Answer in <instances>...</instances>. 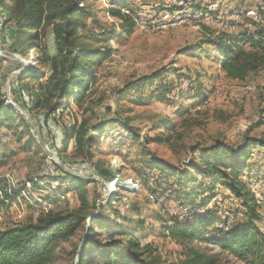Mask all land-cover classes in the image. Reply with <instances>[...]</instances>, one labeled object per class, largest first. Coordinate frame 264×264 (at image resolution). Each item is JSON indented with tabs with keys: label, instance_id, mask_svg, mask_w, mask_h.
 Masks as SVG:
<instances>
[{
	"label": "rangeland",
	"instance_id": "1",
	"mask_svg": "<svg viewBox=\"0 0 264 264\" xmlns=\"http://www.w3.org/2000/svg\"><path fill=\"white\" fill-rule=\"evenodd\" d=\"M112 3L85 0L80 5L86 7L90 16L81 21L84 28L77 33L78 43L110 49L111 53L100 67H91L94 78L88 84L81 107L68 100L67 109H60L49 118L29 105L30 95L46 81L41 45L54 55V37L49 31L37 47H22L14 35L10 37L14 21L5 22L0 13V101L12 110L11 114L0 112V229L35 221L48 212L80 210L82 215L89 212L91 215L75 236L58 250L56 264H76L78 255L72 251L82 245L93 216L104 213L110 217L93 231L100 235H95V240L105 243L121 238L116 235L120 222L113 216L117 212L133 219V227L143 221L135 237L141 245H150L159 264H181L183 249L176 241L160 236L163 225L184 223L194 212L204 213L207 209L215 211L220 218L216 227L223 231L246 221L242 204L220 185L212 194L205 195H212L213 199L199 212L201 200H197L195 207L188 206L174 190L178 189L176 173L197 159L199 154H193L194 150L216 141L236 148L246 138L264 139V70L244 81L230 82L220 70L222 58L205 42L211 34L223 32L247 33L256 39V31L264 32V0ZM123 4L136 12L133 15L136 29L128 37L118 34V22L107 14L110 7ZM121 10L126 12L124 7ZM112 31H115L113 39L91 45L92 37L99 39L100 33ZM194 46L195 52L198 46L202 47L199 57L182 53ZM21 48L25 49L24 54ZM30 69L43 75L39 80L28 75L18 82V77ZM154 74L165 75L166 80L151 84ZM162 84L170 89L166 95L169 101L160 100L158 87ZM198 92L200 97L193 99ZM81 114L91 124L111 123L104 135L97 134L100 143L93 147L90 160L74 151L67 136L76 116ZM122 122L135 131L136 138L119 132ZM166 122L167 130L159 129ZM154 137H162L163 142H152ZM258 152L257 148L251 151V160L247 159L251 166L241 176L255 197L260 217L255 225L264 233V160ZM57 168L91 184L84 186L80 194L67 193L70 180L61 178ZM107 169L113 171L112 178L105 172ZM83 196L88 200L89 210L79 209ZM91 246L95 248V244ZM217 252L218 249L204 251L208 255ZM96 253L95 257L101 254ZM123 253L125 248L115 250L112 255L115 258ZM217 264L244 263L221 253Z\"/></svg>",
	"mask_w": 264,
	"mask_h": 264
},
{
	"label": "trees",
	"instance_id": "2",
	"mask_svg": "<svg viewBox=\"0 0 264 264\" xmlns=\"http://www.w3.org/2000/svg\"><path fill=\"white\" fill-rule=\"evenodd\" d=\"M84 1L0 0L1 18L5 22L14 21V29L10 37L14 35L15 41L18 43L19 40L18 44L22 47L25 45L28 49L37 47L49 31L54 37V55H50L46 46L41 45V65L47 69L46 81L39 85L38 91H33L34 93L30 95L29 105L32 110L43 111L47 118L55 115L60 109H67L68 104L65 102L68 100L81 107L88 84L94 78L91 67H100L111 53L110 49L89 48L78 43L77 33L84 28L81 21L90 16L86 7L80 6ZM120 1L111 0L112 5ZM121 6L110 7L107 14L118 22V34L128 37L136 29L133 18L136 12L128 4ZM123 7L126 8L125 13L121 10ZM100 34L99 39L91 35V45L97 46L110 41L114 38L115 31ZM254 36L257 38L247 33L231 35L223 32L211 34L205 39L206 44L212 47L218 58H222L220 70L225 79L241 82L250 75L264 70L263 30L256 31ZM195 48L196 46L184 49L182 53L187 57L197 58L202 52V47L198 46L196 52ZM24 50L21 48L22 54ZM203 52L207 53L206 50ZM28 75L39 80L43 72L38 75L31 69L26 70L23 76L18 77V82L23 81ZM165 80V75L154 74L150 83ZM158 89L161 90L160 100L169 101L166 97L170 92L167 85L162 84ZM198 97L200 92L192 98ZM0 110L8 114L12 112L11 107L4 105L2 101H0ZM110 126L109 122L91 124L86 115L81 114L79 117L76 116L67 136L72 140L74 151L90 160L93 147L100 143L98 140L101 137L97 134L104 135L105 128ZM120 126V133L125 131L130 136L137 137L135 131L123 122ZM168 127L169 124L166 122L159 129L166 131ZM151 141L163 142L162 137H154ZM254 148L259 150L258 155L264 160L263 138H246L243 144L236 148L216 141L211 146L194 150L193 154H199L197 159H192L187 169L176 173L178 189L174 192L178 198L183 197L188 206L195 207L197 200H201L202 204L198 207V212L212 201V195L209 197L205 195L212 194L218 185L225 188L246 210V221L234 223L226 231L216 227L220 218L213 209H207L204 213L194 212L192 218L184 223L173 222L168 226L163 225L159 229L160 236L176 241L183 249L184 259L181 264H217L221 253L244 264H264V233L255 225L260 220L256 213L255 197L241 176L251 166L248 160H251L249 158ZM255 162L253 161L252 165ZM56 170L60 172L61 178L70 180L67 193L80 194L84 186L91 184L81 177L71 176L62 168ZM105 172L108 173L109 178L114 176L112 170L107 169ZM197 180H200V183L197 184ZM79 205V209L84 211L90 209L88 200L84 196L80 197ZM79 211L48 212L35 221L0 229V264H56L61 245L69 242L91 215L89 212L82 215ZM113 216L120 222L116 235L121 238L105 243L95 240L94 236L97 234L93 231L99 223H107L110 217L104 213L93 216L89 221L88 234L81 240L82 245L75 246L72 251L75 256L78 255L76 264H159L150 245H141L139 239L135 237V232L142 228L143 221H139L137 226L133 227V219H127L117 212H113ZM127 223L132 226L126 227ZM91 244H95V248ZM123 248L125 253L114 258L113 252ZM214 249H218V252L210 255L204 253L206 250L213 252ZM97 251L101 254L95 257Z\"/></svg>",
	"mask_w": 264,
	"mask_h": 264
},
{
	"label": "crops",
	"instance_id": "3",
	"mask_svg": "<svg viewBox=\"0 0 264 264\" xmlns=\"http://www.w3.org/2000/svg\"><path fill=\"white\" fill-rule=\"evenodd\" d=\"M230 82H238V81H230Z\"/></svg>",
	"mask_w": 264,
	"mask_h": 264
}]
</instances>
